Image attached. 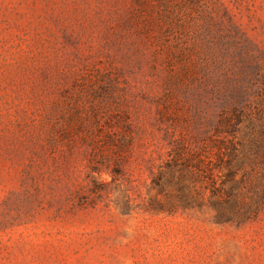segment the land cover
Instances as JSON below:
<instances>
[{"label": "rangeland", "instance_id": "rangeland-1", "mask_svg": "<svg viewBox=\"0 0 264 264\" xmlns=\"http://www.w3.org/2000/svg\"><path fill=\"white\" fill-rule=\"evenodd\" d=\"M263 99L264 0H0V264H264V210L219 223L168 176Z\"/></svg>", "mask_w": 264, "mask_h": 264}, {"label": "trees", "instance_id": "trees-1", "mask_svg": "<svg viewBox=\"0 0 264 264\" xmlns=\"http://www.w3.org/2000/svg\"><path fill=\"white\" fill-rule=\"evenodd\" d=\"M256 114V122L249 120V131L244 133L240 124L248 115L237 107L226 109L207 140L190 144L183 138L178 143L172 166H168V176H176L177 199L183 208L208 205L219 223L242 225L258 218L264 210V186L243 190L249 179L246 160L256 158L261 161L260 173L264 179V155H259L264 149V99L259 102ZM247 141L250 145H246ZM256 159L252 161L256 163ZM235 160L237 162L233 164ZM239 175L240 180L235 182ZM161 181V173L153 179V186L160 194L165 193L170 184L169 180L165 184ZM197 184L208 191L207 203Z\"/></svg>", "mask_w": 264, "mask_h": 264}]
</instances>
